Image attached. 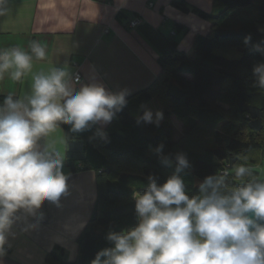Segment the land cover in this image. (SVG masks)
Here are the masks:
<instances>
[{"label": "clouds", "instance_id": "obj_1", "mask_svg": "<svg viewBox=\"0 0 264 264\" xmlns=\"http://www.w3.org/2000/svg\"><path fill=\"white\" fill-rule=\"evenodd\" d=\"M6 0H0L4 15ZM251 44V36L244 39ZM264 55V48L253 46ZM46 47L33 41L28 50L0 51V76L20 81L32 73L34 59L46 58ZM254 86L264 89V62L253 66ZM130 91L110 90L95 74L84 82L69 66L52 67L31 76L30 91L9 93L0 102V258L7 255L16 225L23 232L35 229L44 218L45 201L59 206L69 194V175L63 171L65 150L52 134L70 125L81 133L106 125L128 104ZM137 123L156 127L162 111L141 106ZM63 132V131H62ZM107 142V135L99 133ZM154 149L161 164L174 171L162 184L147 177L143 192L134 194L136 223L117 232L109 229L91 264H264V176L252 177L245 167L236 170L241 182L229 185L225 177L206 176L199 191L189 195L184 176L192 164L184 152L166 154ZM28 218L32 222H28Z\"/></svg>", "mask_w": 264, "mask_h": 264}, {"label": "trees", "instance_id": "obj_2", "mask_svg": "<svg viewBox=\"0 0 264 264\" xmlns=\"http://www.w3.org/2000/svg\"><path fill=\"white\" fill-rule=\"evenodd\" d=\"M215 4L223 11L213 17L191 9L186 0L173 2L182 12L193 11L214 26H221L233 11L254 4L257 17L251 27L237 21L235 26L248 27L234 30L228 25L207 36L197 35L191 56L178 50L174 34L186 29L177 25L168 39L169 50L159 59L157 78L127 98V106L105 129L72 133L70 125H61L67 132V168L72 173L95 172L98 198L78 238L77 260L65 261L56 249L48 255L49 263L91 264L95 254L109 246L105 240L109 229L119 232L135 225L134 194L145 190L149 175L162 184L174 171L161 164L154 151L161 142L166 154L182 151L189 158L192 167L182 175L190 196L198 193L199 184L209 175L223 176L229 185H235L241 182L236 170L245 167L252 173L249 178L260 177L251 165L257 167L264 161V89L254 86L252 70L264 62V55L253 47L264 48V0H215ZM246 36H251L248 46ZM4 97L0 93V102ZM153 99L162 107L164 123L159 127L138 124V110ZM173 115L184 125L179 139L174 137ZM101 132L107 135V142L100 138ZM261 152L262 157H254Z\"/></svg>", "mask_w": 264, "mask_h": 264}, {"label": "crops", "instance_id": "obj_3", "mask_svg": "<svg viewBox=\"0 0 264 264\" xmlns=\"http://www.w3.org/2000/svg\"><path fill=\"white\" fill-rule=\"evenodd\" d=\"M174 0H6V12L0 15V51L12 47L28 50L33 41L46 47V58L35 60L32 73L20 81L7 74L0 76V93L23 96L30 91L31 76L47 72L52 67L69 66L87 82L93 74L110 90L127 88L130 98L148 88L160 73L159 59L169 50L168 39L177 25L186 30L174 34L178 50L191 56L197 35L207 36L222 26H214L191 11L184 13L173 5ZM187 5L213 17L223 11L215 0H186ZM252 13V19L248 17ZM123 17L119 18L118 15ZM139 17L142 28L130 30L128 21ZM253 25L257 15L247 8L233 11L229 18ZM228 18V19H229ZM222 24V23H221ZM248 26H234L241 30ZM137 103V102H136ZM162 111L156 99L146 104ZM141 114V109L137 115ZM171 116L172 124L175 127ZM165 119L160 123L163 124ZM109 125H93L87 131L103 130ZM63 131V132H62ZM52 134L57 148L65 150L62 128ZM69 175V194L62 196L59 206L45 201L40 211L44 218L35 229L23 232L21 220L16 225L17 236L0 264H53L50 253L65 261L75 262L79 255L78 238L88 225L98 198V177L93 171ZM28 222H32L28 218Z\"/></svg>", "mask_w": 264, "mask_h": 264}, {"label": "rangeland", "instance_id": "obj_4", "mask_svg": "<svg viewBox=\"0 0 264 264\" xmlns=\"http://www.w3.org/2000/svg\"><path fill=\"white\" fill-rule=\"evenodd\" d=\"M250 8L253 9V13H254V16L257 15V11H256V6L255 4L252 5ZM248 17L250 19H252V13H250V11H248ZM235 24L237 25V20L234 19V17L232 18H229L227 19L225 22L222 23V27H225V26H228V25H232V26H235ZM228 105V104H227ZM226 104L224 105L226 108L228 107ZM174 123H175V138L176 139H179L181 137V134L182 132L184 131V125L181 121H179L177 118H174L173 119ZM171 122H172V119H171ZM262 152L261 153H258V154H254V157L255 158H259V157H262ZM242 166V165H241ZM252 167L256 168L257 169V172L260 173V177L261 176H264V161H262L260 164H258V166H254V165H251Z\"/></svg>", "mask_w": 264, "mask_h": 264}, {"label": "built area", "instance_id": "obj_5", "mask_svg": "<svg viewBox=\"0 0 264 264\" xmlns=\"http://www.w3.org/2000/svg\"><path fill=\"white\" fill-rule=\"evenodd\" d=\"M127 26L130 30H136L142 26V20L139 17H135L134 19L128 21ZM77 73L81 77L80 73L79 72H77Z\"/></svg>", "mask_w": 264, "mask_h": 264}]
</instances>
